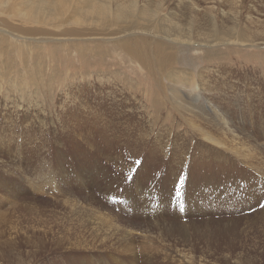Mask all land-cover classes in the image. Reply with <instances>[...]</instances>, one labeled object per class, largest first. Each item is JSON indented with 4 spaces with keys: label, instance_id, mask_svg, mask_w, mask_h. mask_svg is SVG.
Instances as JSON below:
<instances>
[{
    "label": "rangeland",
    "instance_id": "rangeland-1",
    "mask_svg": "<svg viewBox=\"0 0 264 264\" xmlns=\"http://www.w3.org/2000/svg\"><path fill=\"white\" fill-rule=\"evenodd\" d=\"M34 1L0 0V264H264V0H163L187 45ZM122 38L177 47L178 96Z\"/></svg>",
    "mask_w": 264,
    "mask_h": 264
},
{
    "label": "bare ground",
    "instance_id": "bare-ground-1",
    "mask_svg": "<svg viewBox=\"0 0 264 264\" xmlns=\"http://www.w3.org/2000/svg\"><path fill=\"white\" fill-rule=\"evenodd\" d=\"M89 1L90 0H88V2L85 4H81L79 2L72 3L70 0H35L29 5L30 13L28 14V18H30L31 21L38 24L43 23L42 20H40L42 16L44 18L43 20H47L50 23H54V22L66 23L70 21L75 24H80V25L85 24L86 26H90L91 24H96L99 26V28L98 29L94 28V29L101 32L106 31V28L112 27L114 25H118L119 23H124L123 27L125 29L137 30L139 32V33L136 32L138 33L137 35H139L140 33L147 35L148 33L152 34L156 32L159 33V35L160 34L162 35L161 38L165 36L167 41L168 40L171 41L172 44L176 42V44L183 43L187 45L189 44V42L192 41V37H190L191 36L190 34L192 33L191 32L192 29L189 28L188 31H183L185 30L182 27L183 24L180 22L173 21L174 14L170 12V10L169 11L166 10L165 2L163 0L162 1L153 0L150 2L151 4H149L147 0H99V1L92 0L91 3L88 4ZM190 3L194 4L193 2H188V5ZM16 6L17 5L13 3L10 4L7 8L8 10H10V12H13V10L16 9L15 15H19L22 17V19L27 20L21 9L20 8L18 9ZM192 6L193 5H191V7ZM44 8L48 11L46 15L42 14ZM218 12L220 11L218 10ZM188 13L190 12H187L186 14ZM186 14H183L185 15V18H187ZM219 14L220 13H218V15ZM210 19H211V23H210L211 29L209 30L211 32L209 33L205 32V34L204 32H202L198 34L199 36L203 35V40L206 39L207 42L206 44L211 43V46L218 47V45L221 43L233 42L236 45H240L242 41L246 40L245 38L248 35L247 33L244 32L239 35L232 36L231 35L232 33H230L231 29L225 32L226 30L225 28H223L221 31L220 27H218L214 22V17H210ZM27 21L24 22L26 23ZM43 25H45V23H43ZM57 27L59 26L56 25L55 27H53V29H56ZM6 29L7 28H0V31H5L9 35H11L10 34L11 32ZM170 29H174L176 34L174 35V33ZM26 30L27 27L20 26L18 30H16V32H19L18 34H23L25 32L26 34ZM185 33L186 35H184ZM152 37H157V36H152ZM134 38L136 37L134 36ZM138 38L141 37L138 36ZM122 39H124V41L118 42V45L123 49L124 56L127 57L132 62H135L136 64H139L144 68H148L155 72H158L159 77L166 76L168 80H172L174 77L176 80L173 81V86L172 84H170L168 87L171 88L170 91H172V96L174 97L178 96L180 91L177 86L181 85L182 88L186 84V82L184 83L181 82L179 84V82L182 81L180 73H177V76H174V73L172 71V66L174 65L175 62L174 53L178 52L177 47L175 46L173 48V46L172 47L169 46V43L164 44L162 42H157L154 40L149 41L146 38H142L139 40L133 38H128V39L122 38ZM256 39L257 38H254L249 45H252L253 47H258V44H254L253 42L256 41ZM259 39H261L262 41L263 38H259ZM178 63L180 62L178 61ZM182 74H184L185 77L187 76V73H182ZM193 91L197 92L196 90ZM183 110L186 112L190 111V109L186 108V106L183 107ZM202 133L203 135H205V138L214 140L213 137L209 135L207 132L203 131ZM214 141L216 143H219L216 140Z\"/></svg>",
    "mask_w": 264,
    "mask_h": 264
},
{
    "label": "snow or ice",
    "instance_id": "snow-or-ice-1",
    "mask_svg": "<svg viewBox=\"0 0 264 264\" xmlns=\"http://www.w3.org/2000/svg\"><path fill=\"white\" fill-rule=\"evenodd\" d=\"M137 163H140V161H137ZM176 194L179 195V192H177Z\"/></svg>",
    "mask_w": 264,
    "mask_h": 264
}]
</instances>
